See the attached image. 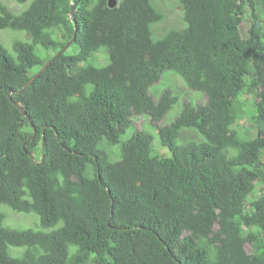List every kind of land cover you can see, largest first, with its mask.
Here are the masks:
<instances>
[{
	"label": "trees",
	"instance_id": "trees-1",
	"mask_svg": "<svg viewBox=\"0 0 264 264\" xmlns=\"http://www.w3.org/2000/svg\"><path fill=\"white\" fill-rule=\"evenodd\" d=\"M178 1L156 35L162 0H0L25 35L0 40V204L39 220L0 211V264H264V0ZM168 73L205 102L151 93Z\"/></svg>",
	"mask_w": 264,
	"mask_h": 264
},
{
	"label": "rangeland",
	"instance_id": "rangeland-1",
	"mask_svg": "<svg viewBox=\"0 0 264 264\" xmlns=\"http://www.w3.org/2000/svg\"><path fill=\"white\" fill-rule=\"evenodd\" d=\"M9 8H11L14 12H20L23 9H25L29 2L31 0H27L23 3H17L14 0H2ZM161 5L163 4V9L165 11V18L162 22L154 24V33L158 35V32L160 31H166L168 28L171 27H181L183 25L181 15H182V8L179 4L178 0H162ZM240 32L242 37L248 36V21L245 15V19L240 24ZM154 34V36H156ZM160 37V36H159ZM16 38H24L25 35L23 32H17L15 30L10 29H1L0 30V40L3 42L4 46L9 49L10 52H13L12 50V41ZM158 38V36H156ZM170 87L174 92H176L181 100H186L188 98H193L195 103L201 104L205 102V97L201 94H194L191 91H188L183 81L175 74L168 73L165 76L162 77V79L157 82L155 85H153L150 89V92L153 93L155 96H158V93L162 91V88ZM179 109V106H176L171 112L172 114L165 117V119L162 120L168 121L169 119L174 116V112H177ZM150 123L149 116L143 115V116H135L133 118V128L140 129L144 125H148ZM167 123V122H165ZM164 123V124H165ZM133 128H130L122 137L121 140L127 139L133 131ZM150 131L154 135V148L158 155L160 156H169L170 151L168 148L163 147L160 145L159 137L157 134V128L154 125H151ZM247 134L250 136L244 137H251V134H254L253 130L247 129ZM255 135V134H254ZM253 135V136H254ZM196 134L193 133V131L190 130H184L181 134V138L185 139L188 137H194ZM179 143V141H178ZM118 145V144H116ZM110 148H113V154L110 156V159L116 160L118 159V156L116 155V152L118 151L117 146H111ZM257 168L260 171V174L262 176L263 181H261V191H264V154L261 158V160L257 163ZM258 187H260V184L258 183ZM6 213L4 224L10 228H16V229H24V228H39V220L38 216L34 213H21L11 210L8 206L0 204V211ZM36 218V224H33L34 220ZM37 226V227H35ZM50 230V229H48ZM256 246L253 245L251 247V251L255 252Z\"/></svg>",
	"mask_w": 264,
	"mask_h": 264
},
{
	"label": "water",
	"instance_id": "water-1",
	"mask_svg": "<svg viewBox=\"0 0 264 264\" xmlns=\"http://www.w3.org/2000/svg\"><path fill=\"white\" fill-rule=\"evenodd\" d=\"M108 1V5H109V7H114L116 4H117V0H107ZM73 6H71V10H70V13H71V15H73ZM74 36H75V29H74V32H73V37H72V39L69 41V42H67L56 54H54L51 58H50V60L44 65V66H42L37 72H36V74L31 78V79H29L27 82H26V84L24 85V86H22V88L21 89H23L26 85H28V84H30L31 82H32V80L34 79V78H36L37 77V75L39 74V73H41L48 65H49V63L51 62V61H53L58 55H60L62 52H64L66 49H67V47L72 43V41L74 40ZM21 89H19L18 91H21ZM10 93H11V90L9 91V95H10ZM12 100V99H11ZM12 102H13V100H12ZM14 103V102H13ZM16 106H18V104H16V103H14ZM19 109H20V111L22 112V114L24 115V116H27V118H28V120H29V122H30V124H32V122H31V119L29 118V116L26 114V112L21 108V107H19ZM33 126V125H32ZM33 128H34V132H35V127L33 126ZM43 144H44V138H42V148H43Z\"/></svg>",
	"mask_w": 264,
	"mask_h": 264
},
{
	"label": "clouds",
	"instance_id": "clouds-1",
	"mask_svg": "<svg viewBox=\"0 0 264 264\" xmlns=\"http://www.w3.org/2000/svg\"><path fill=\"white\" fill-rule=\"evenodd\" d=\"M11 9V8H10ZM12 10V9H11Z\"/></svg>",
	"mask_w": 264,
	"mask_h": 264
}]
</instances>
